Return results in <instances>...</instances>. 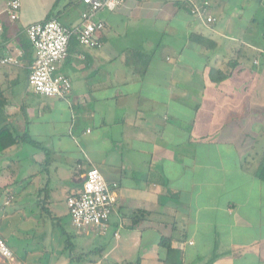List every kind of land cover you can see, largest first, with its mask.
Masks as SVG:
<instances>
[{
	"label": "crops",
	"instance_id": "0c3cea01",
	"mask_svg": "<svg viewBox=\"0 0 264 264\" xmlns=\"http://www.w3.org/2000/svg\"><path fill=\"white\" fill-rule=\"evenodd\" d=\"M188 1H123L97 12L100 47L73 37L58 65L71 84L65 99L28 87L26 30L49 19L78 27L82 0H20L15 20L2 13L0 58L18 64L0 65V129L15 140L0 153V212L10 209L0 238L13 258L0 264L34 258L8 246L25 222L50 226L39 252L48 264H264V180L255 175L264 154V29L251 7L264 0H235L241 10L225 20L232 0H205L211 25L190 16ZM89 168L116 185V202L107 233H82L87 248L74 254L66 200ZM136 212L144 214L133 225ZM163 238L177 253L170 259Z\"/></svg>",
	"mask_w": 264,
	"mask_h": 264
},
{
	"label": "built area",
	"instance_id": "2783aa9c",
	"mask_svg": "<svg viewBox=\"0 0 264 264\" xmlns=\"http://www.w3.org/2000/svg\"><path fill=\"white\" fill-rule=\"evenodd\" d=\"M123 1L134 0H82L86 6L78 27L67 28L55 19L30 25L26 34L34 52V61L27 76V85L33 93L46 98L65 99L71 90L68 79L58 73V65L67 55L71 38L81 46L100 47L95 34L103 24L95 20L102 9L113 10ZM190 16L203 25H211L215 19L209 14V4L205 0H189ZM20 0H9L0 16L6 11L11 20L17 18ZM3 25L0 21V33ZM17 65L12 57L0 58V65ZM116 185L106 183L96 168H89L83 175L81 190L66 200L68 216L72 227L78 232L92 230L105 235L109 229L110 217L116 202ZM0 258L11 261L12 252L0 238Z\"/></svg>",
	"mask_w": 264,
	"mask_h": 264
},
{
	"label": "rangeland",
	"instance_id": "374dc122",
	"mask_svg": "<svg viewBox=\"0 0 264 264\" xmlns=\"http://www.w3.org/2000/svg\"><path fill=\"white\" fill-rule=\"evenodd\" d=\"M226 13L225 16H222V19L225 20L227 17H229V15L235 16L237 14V12H239L241 9L238 6V4L236 3L235 0H232V2H229V5L226 6ZM252 8H255L257 10V18H258V27L259 29H264V1L261 3V6L258 8L257 6H254V4H252L251 6ZM8 212L10 211V209L7 207L5 208V210L0 212V215L3 212ZM23 215H30V213L28 211L25 212V214ZM69 220L68 218H64V226L65 229L67 231H70L72 228H70L68 226ZM31 223H23L20 226H18V232L17 235L22 236L20 239H18L17 237L15 239H10L8 241V246L11 248V250L15 253L16 255H20L24 252H30L27 255H31L34 256V258L29 259L28 262H30V264H48V258L47 255L44 257V255L41 252V247L43 246L45 240H47L46 238V234H50L51 233V228L48 227V229L42 228L41 225L38 224V226L36 224H32ZM30 225V226H29ZM14 226L7 228L8 231L12 230ZM16 229V228H15ZM14 229V230H15ZM70 229V230H69ZM46 231V234H44ZM74 232L76 230H73ZM77 233V234H76ZM81 233V234H80ZM82 233L84 232H75V237H74V246L71 249V252L76 254L80 251V249H85L87 248V245H85L84 241L86 239V237H84L82 235ZM44 234V235H43ZM90 243L92 247L96 246V239L93 237H90ZM39 254V255H38ZM44 257V258H43ZM93 260L96 258L94 255L93 257H90ZM112 263V259H108L106 261H103V264H111Z\"/></svg>",
	"mask_w": 264,
	"mask_h": 264
},
{
	"label": "trees",
	"instance_id": "16d2710c",
	"mask_svg": "<svg viewBox=\"0 0 264 264\" xmlns=\"http://www.w3.org/2000/svg\"><path fill=\"white\" fill-rule=\"evenodd\" d=\"M199 43H204L203 39H200ZM15 140L14 138L11 136V134L9 133V131L7 130V128L3 127L0 129V153H2L6 148L10 147L11 145L15 144L14 143ZM30 143V141H29ZM255 175L264 180V154H263V158L262 161L259 163L256 171H255ZM143 212H136L134 215V218L132 219V223L133 225H136L142 218H143ZM69 217V216H68ZM65 246L68 248L70 247V240L68 237H66L65 240ZM160 245L166 250L167 253V257L170 259L172 256L176 255L177 253L170 247V243L168 240L166 239H161L160 241ZM139 264V263H136ZM167 264L168 260H167ZM174 264H180L178 260H176V262Z\"/></svg>",
	"mask_w": 264,
	"mask_h": 264
}]
</instances>
